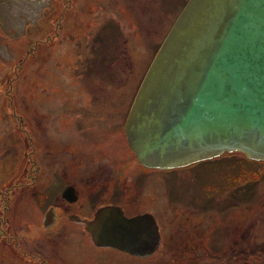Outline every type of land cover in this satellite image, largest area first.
I'll return each instance as SVG.
<instances>
[{
  "label": "rangeland",
  "instance_id": "rangeland-1",
  "mask_svg": "<svg viewBox=\"0 0 264 264\" xmlns=\"http://www.w3.org/2000/svg\"><path fill=\"white\" fill-rule=\"evenodd\" d=\"M178 1L0 0L1 188L6 174L16 166L11 151L16 142L10 133H43L41 115L48 113L53 133L81 137L82 145L84 142L102 158L121 160L123 171L133 173L145 186L143 206L164 216L176 215L174 210L182 215H210L235 202L249 210L264 199V160L223 152L188 168L141 172L133 156L129 159L120 146L118 135L124 133L127 102L133 98L135 82L152 55L155 40L178 10ZM32 46L37 59L29 57ZM110 56H114L111 62ZM76 97H82L85 104L77 103ZM13 113L21 118H13ZM138 172L142 173L140 180ZM21 189L10 207L21 240L38 238L40 246L55 257L65 254L75 264L138 262L113 250L98 253L66 218L52 217L46 229L41 224L38 197L31 199L26 194L32 191ZM207 193L211 205L193 207L192 212L190 195Z\"/></svg>",
  "mask_w": 264,
  "mask_h": 264
},
{
  "label": "water",
  "instance_id": "water-1",
  "mask_svg": "<svg viewBox=\"0 0 264 264\" xmlns=\"http://www.w3.org/2000/svg\"><path fill=\"white\" fill-rule=\"evenodd\" d=\"M123 130L139 163L170 168L238 151L264 160V0H186L151 58ZM91 240L132 254L157 243L148 212L100 206Z\"/></svg>",
  "mask_w": 264,
  "mask_h": 264
},
{
  "label": "flooded vegetation",
  "instance_id": "flooded-vegetation-1",
  "mask_svg": "<svg viewBox=\"0 0 264 264\" xmlns=\"http://www.w3.org/2000/svg\"><path fill=\"white\" fill-rule=\"evenodd\" d=\"M185 2L186 0L178 1L179 8L169 18L164 34L155 40L152 55ZM32 48L33 46L29 57L37 59ZM113 58L114 56H110L108 61L110 59L111 62ZM140 76L135 82V89ZM81 78L82 73L78 76V79ZM87 83L82 84L88 86ZM67 84L72 85L71 82ZM91 99L89 97V102ZM76 100L80 105L86 102L82 97H76ZM129 105L130 100L127 102V110ZM42 116L43 133H10L16 142L11 145L16 159L13 161L16 165L13 175H17V170L20 169L22 177L19 182L24 185L10 188L19 183L15 180L8 184L5 188L9 189L5 190L0 184V264H75L65 259V254L62 257L56 253L61 255V258L55 257L53 252L40 246L38 238L21 240L22 238L18 237L20 227L12 218L10 207L21 187V192L23 189L32 191L26 194L31 199L38 197L39 202H36L42 208L39 211L43 210V227L48 229L52 217L66 218L73 223L76 232L84 240H89L91 245L97 248L98 253L113 250L136 258L138 262L135 264H264V199L257 204L253 203L249 210H242V204L235 202L230 203L222 212L215 210L210 215L204 212L197 215L184 212L182 215L174 210L176 215L164 216L153 208L143 206L142 193L145 186L139 184L133 173L123 171L121 160L111 156L102 158L84 142L83 146L81 137L72 135L66 138L53 133L49 114H43L41 118ZM118 137L121 148L128 153L127 157L130 159L133 156L137 169L157 173L162 169L139 163L128 145L126 134ZM39 155L41 160H38ZM194 164L198 163L162 170L183 169ZM261 172H264V167ZM141 174L138 172L139 180ZM255 175L257 176V172ZM190 196L188 201L191 206L188 208L192 212L193 207L204 209L211 205L212 199L208 193ZM105 205L118 206L127 216L143 212L152 215L158 240L148 254H132L115 246L96 244L91 240L83 220L91 219L95 210Z\"/></svg>",
  "mask_w": 264,
  "mask_h": 264
},
{
  "label": "trees",
  "instance_id": "trees-1",
  "mask_svg": "<svg viewBox=\"0 0 264 264\" xmlns=\"http://www.w3.org/2000/svg\"><path fill=\"white\" fill-rule=\"evenodd\" d=\"M2 89V88H1ZM0 89V90H1ZM8 89V88H7ZM10 89V88H9ZM0 110H2V103H1V97H0ZM13 112V111H12ZM16 115L17 114H15V113H13V115H11L13 118H18V119H20L21 117H16ZM25 133V132H24ZM236 153H238V152H236ZM241 155H242V157H244L243 156V154L242 153H240ZM251 160H253V159H251ZM254 161V160H253ZM13 171H14V169L12 170V171H9L7 174H6V176H5V182H4V184H3V188H5L8 184H11L12 182H14L15 180H17L18 182H19V180H20V178L22 177V175H21V170L20 169H18L17 170V175H13ZM22 185V183H18V184H16V185H12L10 188H12L13 186H21ZM9 188H5V190H8Z\"/></svg>",
  "mask_w": 264,
  "mask_h": 264
}]
</instances>
